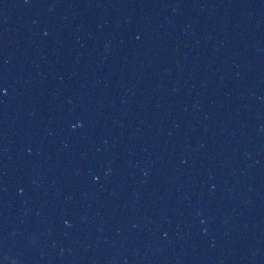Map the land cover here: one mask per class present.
Returning <instances> with one entry per match:
<instances>
[{
    "label": "water",
    "instance_id": "1",
    "mask_svg": "<svg viewBox=\"0 0 264 264\" xmlns=\"http://www.w3.org/2000/svg\"><path fill=\"white\" fill-rule=\"evenodd\" d=\"M0 262L264 264V0H0Z\"/></svg>",
    "mask_w": 264,
    "mask_h": 264
},
{
    "label": "snow or ice",
    "instance_id": "2",
    "mask_svg": "<svg viewBox=\"0 0 264 264\" xmlns=\"http://www.w3.org/2000/svg\"><path fill=\"white\" fill-rule=\"evenodd\" d=\"M5 90H6V89H4L3 87H0V94L5 93V92H6Z\"/></svg>",
    "mask_w": 264,
    "mask_h": 264
},
{
    "label": "clouds",
    "instance_id": "3",
    "mask_svg": "<svg viewBox=\"0 0 264 264\" xmlns=\"http://www.w3.org/2000/svg\"><path fill=\"white\" fill-rule=\"evenodd\" d=\"M6 91V90H5ZM0 264H2V262H0ZM12 264H17V262L15 260L12 261Z\"/></svg>",
    "mask_w": 264,
    "mask_h": 264
}]
</instances>
